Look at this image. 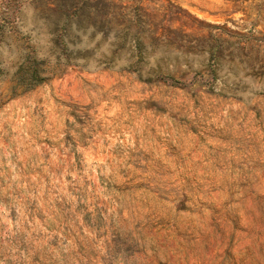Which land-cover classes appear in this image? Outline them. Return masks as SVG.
I'll use <instances>...</instances> for the list:
<instances>
[{"label": "rangeland", "instance_id": "obj_1", "mask_svg": "<svg viewBox=\"0 0 264 264\" xmlns=\"http://www.w3.org/2000/svg\"><path fill=\"white\" fill-rule=\"evenodd\" d=\"M0 264H264V0H0Z\"/></svg>", "mask_w": 264, "mask_h": 264}, {"label": "trees", "instance_id": "obj_2", "mask_svg": "<svg viewBox=\"0 0 264 264\" xmlns=\"http://www.w3.org/2000/svg\"><path fill=\"white\" fill-rule=\"evenodd\" d=\"M44 80L45 77L40 65L34 63V60H29L27 63H22L16 71L13 80L12 92L17 93V90L20 89L22 91L32 89L41 84ZM170 84L180 85L182 82L172 79Z\"/></svg>", "mask_w": 264, "mask_h": 264}]
</instances>
